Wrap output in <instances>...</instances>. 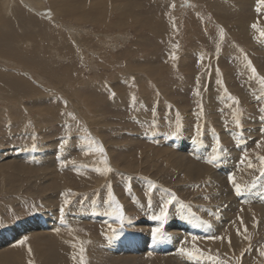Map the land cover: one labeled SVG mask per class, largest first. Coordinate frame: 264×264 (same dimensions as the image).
Instances as JSON below:
<instances>
[{"label": "rangeland", "instance_id": "374dc122", "mask_svg": "<svg viewBox=\"0 0 264 264\" xmlns=\"http://www.w3.org/2000/svg\"><path fill=\"white\" fill-rule=\"evenodd\" d=\"M38 1L40 4L44 1L41 7L46 4L43 7L45 13H30L37 18L42 16L46 19L41 17V21L37 22L36 26L42 27L43 30L34 29L38 46L29 48L28 51L37 61L47 63L51 68H65L67 65L64 66L62 60L70 59L73 64L72 75L75 76L77 84L81 81L75 85L76 88L83 91L89 79H94L92 84L99 85L97 88H103L101 83H108L109 79H114L117 75L124 76L130 67L145 65L165 67L163 77L173 80L177 86L169 84L168 90H157L162 93L159 95H143L140 86L134 87L135 80L132 78V99L118 102L116 95L113 96L111 91L106 96L112 101V106L109 105L112 108L106 103L101 111H95V119H86L74 113L71 106L61 104L56 96H48L50 93L45 95V90L51 92L56 88L58 93L59 85L51 83L44 76H41L43 82L40 85L44 96L37 98L27 94L18 95L17 99L21 102L16 106L11 104L15 100L9 84L0 83L2 97L12 98L10 102L0 101V112L3 107H15L16 113L23 119L21 122L14 119L15 113L5 121H0V154L14 152L16 155L19 149L26 152L24 160L17 158L19 161L9 165L0 163V236L9 234L25 221L36 219L45 225L46 221L51 219L54 226H47L52 227L55 233L45 236L46 239L43 240L68 245L72 242L74 246H80L82 252L79 251V254L83 253L82 264H92L89 259L94 256V248L97 249V255L103 254L104 251H116L115 254H118L129 248H139L136 247V241L144 237L146 244L143 245L146 246L143 255L150 252V239H154L162 240V244L166 243L164 245L177 246L178 249L173 253L183 256L188 262L243 264L249 261L247 264H263L264 256L260 253L264 251V211L251 208L248 218L241 216L242 222L238 225L232 220L226 221L224 212L219 207L221 202L217 203L219 194L212 190L214 184L210 177L214 172L223 174L226 170L231 174L228 170L229 163L235 165V169L248 170L250 176L247 175L245 185L250 189V200L264 205V177L260 176L264 164L258 159L264 157V83H261L264 79V75H261L264 73V55H252L246 49L245 41L233 34V29L238 24L252 28V19L261 17L264 9H259L258 2V5L251 2L243 4L241 11L238 9L240 0H236L238 3L234 1L236 4H233L236 9L231 7L229 14L223 15L220 6L227 10L232 0H108V3L107 0H97V7L111 11L107 16L108 24H125L122 29L117 27L108 31L90 20L96 0H66L69 9L63 8L65 11L73 9V18L64 15L60 17L59 5L56 6L55 15L49 0ZM101 2L103 5H99ZM162 6L164 10L162 9L158 16L166 22L167 28L161 30L163 33L157 40L161 44H170L169 51L161 52L162 56L166 54L168 58L161 56L156 58L157 61L155 58L143 59L145 53L154 49L151 46L156 42L149 38L147 27L144 28L143 24L145 25V20L153 14L156 16L153 13L155 8ZM238 15L241 20H238ZM53 16L62 21H53ZM188 19H193L194 22L196 20L199 29L209 33L206 42L192 40L193 35L185 30L184 25ZM220 19L228 22L227 25H222ZM123 20H131L133 23L126 25ZM60 23L80 29L76 32L81 41V51L69 42L71 39L58 25ZM155 25H158L157 20ZM211 29L215 33H210ZM221 29L224 32L223 39ZM88 30H91L93 35H87ZM212 34L215 37H211ZM118 36L127 37V44L119 42ZM262 38L264 41V37ZM196 42L200 43L198 48L190 45ZM142 44H149L150 47L141 46ZM106 45L110 47L106 48ZM74 49L77 50L74 52ZM127 50L133 55L131 59L122 56ZM189 50L197 54L190 58L191 62L189 60L185 70L180 66V62L185 59L183 57ZM75 54L82 56V59L78 60L79 63ZM92 55L95 60L91 66L88 59ZM114 57L121 63L117 64L113 60L109 63L110 67H102L103 60L108 62L109 58ZM253 58L257 59L256 64ZM141 59L147 60L145 62L148 63L140 62ZM54 60H61L60 64L56 66ZM247 60L255 67V76L251 69L247 68ZM8 61L0 57V63ZM8 63L6 65H9ZM96 66L98 70L95 72L93 68ZM8 67L13 68L10 65L2 69L11 72L13 69ZM20 73L31 79L37 75H30L24 70ZM114 73L119 74L113 75ZM226 78H232L231 85L226 84ZM236 91L246 94L245 102ZM213 95H216L217 102L209 99ZM51 113L56 116L48 118ZM88 124H92L101 135L109 154L108 158L104 156L105 153L97 156L93 140H89L87 133L80 132V129H85ZM102 136L105 137V142ZM184 140H189L199 149L198 153H193V160L206 166L207 172L199 180H192L184 175L181 169L175 167L172 158H169L168 150L173 146L171 151L178 152L183 147L181 142ZM57 141L60 142L57 144ZM53 142L57 144L54 147L57 151L54 150L55 156L53 155L56 163L34 161L43 153L44 148ZM67 142L72 150L66 151V145L63 144ZM43 143L45 144L42 146ZM251 143H254L253 146ZM76 146L79 147L73 149ZM209 160H212V163H209ZM249 163L252 167H249ZM229 187L233 196L240 198V195L235 193L234 185ZM173 195L176 200L169 206L167 219L163 222L153 219ZM125 198L128 200V208H124ZM121 213L123 223L117 219ZM141 221L148 223L144 231L139 228ZM231 224L241 229V240L236 248H232V242L229 243L227 236L222 235L223 239L219 240V244L226 246L225 251L220 250L221 248L215 249L212 245L208 247L200 241L205 239L202 237L203 231H210L211 235L216 226L224 225L225 228ZM171 225L185 229L177 230L171 228ZM157 227L161 229V234L154 238L152 232ZM23 238L26 241L22 242L23 239L18 244L25 243L26 246L34 240L32 235ZM235 251L241 255H228ZM25 252L23 264H42L40 257L38 259L31 250ZM188 253H192V256ZM18 264L22 262L19 261ZM143 264H150V261Z\"/></svg>", "mask_w": 264, "mask_h": 264}, {"label": "bare ground", "instance_id": "6f19581e", "mask_svg": "<svg viewBox=\"0 0 264 264\" xmlns=\"http://www.w3.org/2000/svg\"><path fill=\"white\" fill-rule=\"evenodd\" d=\"M98 1H100V0H98ZM114 1L119 2L121 0H114ZM232 1L228 4L227 10H225V8L223 6H220V7H222L221 12L223 15H228L230 12V8L233 7V4H236V3H234V1L237 2L236 0H232ZM18 2H20L21 4H19ZM251 2L254 5H258V4H256V2H258V0H240L239 1L240 6L238 7V9L241 10L243 8V4H249ZM43 3H44V1H43ZM49 3H50V7L52 8L55 15H57L56 10H55L56 6L59 5L58 9L60 10L59 11L60 17H61V15H64V16H68V17L73 18V16H74L73 9H71L69 11L64 10V8L69 9L67 4H66L67 3L66 0H64V1L63 0H49ZM107 3H108V0H107ZM42 4H40L38 0H0V57L5 58L9 61H12V63H13L12 64L9 61H8L9 63L7 62L9 65H6L7 63H4V64L0 63V83L6 82L9 84V88L11 89L10 91H12L11 95L14 94L13 99L15 100V102H11V104H14L15 106L19 105V102H21V100H18L17 97H18V95H21V94L33 95L34 97L36 96L37 98H38V96L43 97L44 94L41 93L40 88H42V87L40 85L43 82V79L41 78V76H44L51 83L59 85L58 86L59 87L58 93L55 91L57 89L56 88L55 90L53 89L51 92H49L48 90H45V95H48L50 93V95H48V96H56L58 98V100L61 101V104H64V105L66 104V105L71 106L74 113L80 114L86 119L89 117L95 119V117H96L95 111H98V112L101 111V109L104 106H106V103L108 106L109 105L112 106V101L110 99H108V97L106 96L111 91L113 93H115L116 99L118 102H124L125 99H129V100L132 99V96H131V95H133L132 91H131V84H132L131 79L132 78H134V80H135L134 81L135 82L134 87L136 88V87L140 86L141 91L143 92V95H150V96L159 95L162 93H159L161 91H157V90H168L167 85H169V84H173L172 86L176 85L175 84L176 82H174L173 80H170V79L163 77V72L165 71V67H156V66L149 67V66L145 65V66H139L137 68L130 67L126 71L125 75L121 76L122 78L120 77V75H117L119 73H114L113 75H117V77H115L114 79L113 78L109 79V82H110V83L108 82L109 84L107 83V81L103 82V84L101 83V86L103 88H97V87H99V85L95 86L94 84H92L94 82V79H89L88 81H86V88H89L90 90H86V88H85L83 91H81L79 88H76L75 85L77 84V82H76L75 76L72 75V69L71 68H72L73 64H72L70 59L65 58L62 60L63 65L64 66L67 65V67H65V68H61V69L56 68V67L51 68L47 63L37 61L35 56L31 52L28 51L29 48L38 46V43L35 40L36 34H35L34 29L39 28L41 31L43 30L42 27L36 26L37 22L41 21L40 19L42 16L37 18L34 15H32L30 13V11L35 12L37 15H40V11H43L45 13V10H43L44 9L43 7H45L44 5H46V4H44L43 7H41ZM185 4L186 3H184V5ZM97 5H98V2L96 0L94 2L93 12L91 13V18H90L92 23H98V24H100L101 27L106 28L108 31L113 30L117 27H120V29H122L125 26V24H119V25L108 24L107 23V19H108L107 16L110 14L111 11H108V9H100L99 7H97ZM99 5H103V2L99 3ZM222 5H224V4H222ZM176 6H177V4H176ZM182 7H181V9H182ZM233 8L236 9L235 6ZM162 9H163V6L155 8L154 9L155 11H153V13H155L156 16L153 14L152 17L145 20V22H146L145 25L143 24L144 28H145V26L147 27L146 32H148L149 38L156 41L154 44L152 43L153 45L150 43L152 45L151 47H153L154 49L151 50L150 53H148V52L145 53L143 59L148 60V58H150V59L155 58V60H156V58L162 56L161 52L167 51L169 49L168 45H170V44H166V43L161 44L157 40V38H159L163 33L161 30H165V28H167L165 26L166 22L164 20L160 19L158 16V15H160L159 12H161ZM238 9L236 11H238ZM259 9H264V6L259 5ZM263 13H264V10H263ZM95 14H97V16ZM260 16L261 17L257 16L256 20L252 19V25L255 24L257 26L256 29H253V27L249 28L248 25H247L248 27L245 28L244 25H242V24H238L233 29V34L235 36L237 34L239 38H241L242 40L245 41V44L247 46L246 49L249 50L252 55H255V54L264 55V41H262L263 38L260 35V32L264 31V14L260 15ZM42 18H45V17H42ZM167 18H168V16H167ZM237 18H238V20H241L240 19L241 17L239 15ZM52 20L59 23L60 22L59 20H61V19L58 20V18L53 16ZM155 20L158 21L157 26L155 25ZM238 20H236V21H238ZM242 20H244V18ZM220 21L222 22V25L223 24L227 25V23H228V22H224L223 19H220ZM122 22L127 23L126 25H132V23H133V21H131V20H129V21L123 20ZM238 22L240 23V21H238ZM195 23H197V24H195ZM58 25L68 33V35L71 39L69 42L73 45V47H76L77 49H79V51H81L82 47L80 49V46H79V43L81 41H79V38H78V35L76 32V30L79 32L80 29H75V28L71 27L70 25H64L63 23H60ZM184 25H185V30L190 31V33L193 35L192 40H195V41L198 40V41L203 43V42H206L207 39L209 38V36L207 35L209 33H207L206 31L203 32L202 30H200L199 29L200 26H198V22L196 20H195V22L193 21V19L192 20L191 19L185 20ZM212 31L214 32V30L211 29L210 33ZM226 31L227 30H225V32ZM86 32H87V35L88 34L93 35L91 30H88ZM83 33H85V31H83ZM101 35H103V34H101ZM212 36L215 37V35H213V34L211 35V37ZM118 38H119V42L121 41V43L124 45L127 44L126 43V40L128 39L127 37L123 38L122 36H118ZM236 39H238V38H236ZM199 44H200L199 42L190 43V45L194 48H198L200 46ZM148 45H145V46H148ZM188 45H189V43H188ZM141 46H144V45L142 44ZM105 47L109 48L110 46L106 45ZM149 47L150 46H148V48ZM231 49H232V47H231ZM76 50L74 49V52ZM146 50H147V48H146ZM82 51H86V50H82ZM196 54H197V52H190V50H189L188 54H185V57H183L185 59L180 62V66H182V68L186 70L187 69L186 66H188L186 64L189 62L190 58L195 56ZM200 54H201V52L199 53V55ZM95 55H97V54H95ZM75 56H76V61L79 63L78 60L82 59L81 58L82 56L79 54H75ZM93 56L94 55H92L88 59V61H90L91 66L94 64V60H95V57H93ZM107 56H109V55H107ZM122 56L124 58L131 59L133 55L130 52V50H127V51L123 52ZM165 56H166V54H165ZM165 56H162V58ZM115 57L112 59L109 58L108 62L107 61L105 62V60H103V63L105 62V65L102 63V67H106V68L110 67L109 63L113 62V60L117 64L118 63L120 64L121 62L117 61V59H115ZM105 58L106 57H104V59ZM258 59H259V56H258ZM147 60L141 59L140 62L144 63ZM160 60H162V59H160ZM181 60H182V58H181ZM233 60H234V58H233ZM252 60L255 63L257 59L255 60L253 58ZM60 61L54 60V64L57 66L60 64ZM190 62H191V60H190ZM145 63H148V62H145ZM259 64H260V62H259ZM10 65L13 66V68L8 67L10 69H13L11 72L7 71L6 69H2L3 67H5V66L7 67ZM114 65H116V64H114ZM124 65H123V67H124ZM234 66H236V65H234ZM15 67H18L21 70H24L25 73L27 71L28 74L30 73V75H34V73H36L38 76L37 75L34 76L35 79L33 78V76H31L33 79L27 78L20 73L21 70H19L18 68H15ZM247 68H248V66H247ZM15 69H17V71L18 70L19 71L17 72ZM188 69H189V67H188ZM93 70L96 72L98 70V66L94 67ZM219 70H221V68ZM195 71H196V67H195ZM176 75H177V73H176ZM247 75H248V73H247ZM261 75H264V73ZM177 76L179 77V75H177ZM169 77H170V75H169ZM160 78H162V80H160ZM231 79L232 78H226V80H227L226 84L227 85H229V84L231 85V82H232ZM102 80H105V79H102ZM80 83H81V81L78 84H80ZM243 83H245V82H243ZM223 84H225V83H223ZM214 85H216V84H214ZM236 92H238V91H236ZM2 93H3V91L1 90V87H0V101L6 100L7 102H10L12 100V98L8 99V98L2 97L3 96ZM90 93H94V95L90 94ZM237 95H239V97L242 99L243 102L246 101V96H245L246 94L244 95L241 92L240 93L238 92ZM231 96H230V98H231ZM209 99L213 102H217L216 95L210 96ZM111 106H109V107L112 108ZM15 113H16L15 107H12V109L10 107H3L1 112H0V121L1 122L5 121L9 117H12L13 115H15ZM54 116H56V115L54 113H51V116H49L48 118H52ZM14 119H16L19 122L23 121V119L19 113H16V115L14 116ZM80 130H81L80 131L81 133L85 132L89 135V137H90L89 140H91V139L93 140V144H94L93 146H95V148L97 149V151H96L97 156L100 157L101 153L102 154L105 153L104 156L106 158L109 157V154L106 151V148H105V146L101 140V135L94 128V126H92V124H88V126H86L85 129H83V127H82ZM84 130H86V131H84ZM102 138L104 139V142H105V137L102 136ZM60 141L62 142V140H60ZM60 141H57V144ZM186 141H188V142H186ZM78 142H82V141H78ZM181 143H182L183 147H181L178 152H175L174 150L171 151V148L173 146L170 148V150H168L169 151V158H172V162L174 163L175 167L178 170L181 169L184 175L191 178L192 180H196V178H197V180H199L200 177L207 172L206 166H204L203 164H200L197 161L193 160V157H194L193 153H195L196 151L198 153L199 149H196L195 145H192V143L189 142V140H184ZM44 144L45 143H43L42 146ZM57 144H55V142H53L49 146H46V148H44V151L40 156L36 155L37 158L35 157L36 159L34 158L35 159L34 161H42V162H45L46 164L53 163V162L56 163L54 161L53 155L55 154L54 150H56V148H54V147H56ZM253 144L254 143H251V146H253ZM63 145H66V151L71 149L69 147L68 142L66 144H63ZM77 147H79V146L73 147V149H77ZM101 147L103 148L102 152L100 151ZM174 147H176V144L174 145ZM168 149H169V147H168ZM244 150H245V148H244ZM0 151H1V149H0ZM17 152L18 153H16V155L14 154V152H6L5 154H0V163L5 162V164L9 165V164L15 163L16 161H19L17 158H21L22 160H24L26 152H23V149L22 150L19 149V150H17ZM30 156H31V154H30ZM30 156L28 155V157H30ZM31 157H33V156H31ZM27 159H29V158H27ZM231 164L229 163L230 167L228 168V170L231 171V174H229L230 172H228L227 170L223 171L222 172L223 174H220L221 172L220 173L214 172L211 175L210 179L212 180V184H214V185H212V190H214L216 193L219 194L218 199H217V203L221 202L219 207H221V211L224 212L223 217L226 219V221L232 220V221H234L235 225H238L242 221L241 216L245 215L248 218V216H249L248 213H249V210L251 208H256V209H260V210L264 211V205L260 204V203L251 202V200H250L251 199L249 196V190L250 189L248 187H246L247 175L249 177L250 172L248 170L246 171L243 169L242 170L241 169H235V165L233 166ZM230 178H234L236 181V184L241 187L240 198H235L233 196V194L230 190V187H229V185H233L231 182H229ZM127 201L128 200L125 198V202L123 203V204H125L124 208L129 207V205H127V203H128ZM48 217H50V216H48ZM51 222H53V221L51 219H48L44 225V222L39 223L38 220H36V219L32 220V221L28 220V221H25V222L17 225V227H15L9 234L5 233L6 235L0 236V264H18L19 261H21L23 264L22 260L25 258L24 257L26 255L25 251H28V250H31V252L36 257H38V259L40 257L41 260H39V261H41L42 264H82L83 260H82L81 254H83V253L79 254V251H81L80 246H74L72 242L70 245H68L66 243L57 244V243H52V242H48V241L43 240V238L46 239L45 236H50V235L55 233V232H53L54 229L52 227L47 226V224H50V226L51 225L54 226V224ZM43 225L45 227H43ZM233 225L231 224L229 227L225 226V228H224V225L216 226L215 231L211 235H210V231H203L202 237L205 239H200V241L202 243H204L205 245H207L208 247L212 245V247L215 249L221 248L220 250L225 251L226 246L219 244L220 239H215V240L213 239V237H221V235H222L223 237L227 236V238L232 242V248H236L237 245H239V242L241 240V229L239 227L233 226ZM146 227H148V223L141 221L139 224V228L142 229V231H144V228H146ZM171 228H175L177 230L178 229H182V230L185 229L184 227H181V226L177 227L175 225H171ZM113 229H115V227ZM139 232H140V230H139ZM30 235L34 236L33 242H31L30 244H26V246H25V243L23 245L18 244L23 239L24 240L22 242L26 241L25 238H23V237H28ZM208 237H209V239H206ZM141 239H137V241H136L137 242L136 247H139V248H137V249L136 248H129L126 251H122L118 254H115L116 251H114V252L110 251V253L109 252L106 253L104 251L103 254L97 255V249L94 248V250H93L94 256L91 257L89 260L91 261L92 264H143L145 261H148V260L150 261V264H198L199 263V261H197L198 263L197 262H191V261L188 262L187 260L182 258L183 256H179L178 254H175V252L173 253V251L178 249V247L173 246L172 244L164 245L166 243L162 244V242H161L162 240L160 241V240L150 239V244L148 246L150 252H148L147 255H143V251H144V248L146 246L143 244H146V240H145V237L141 238ZM89 241L91 242V240H89ZM210 241H216V242L211 243ZM14 245H16V246H14ZM118 245L114 248V250L117 249ZM26 249H28V250H26ZM118 251H120V250L118 249ZM216 252H217V250H216ZM32 253H30V254H32ZM228 255H231L234 257H239L241 254L238 251H235V252L228 254ZM106 256H107V258L105 259L104 257H106ZM193 257H194V255H193ZM27 261L28 260H26V262ZM37 263H39V262H37ZM247 263H249V261L243 262V264H247ZM207 264H208V262H207Z\"/></svg>", "mask_w": 264, "mask_h": 264}, {"label": "snow or ice", "instance_id": "6c2138e0", "mask_svg": "<svg viewBox=\"0 0 264 264\" xmlns=\"http://www.w3.org/2000/svg\"><path fill=\"white\" fill-rule=\"evenodd\" d=\"M258 4H259L260 6H264V0H258ZM258 10H259V9H258ZM252 27H253V29H256V28H257V26H256L255 24H253ZM260 35H261L262 37H264V31H261V32H260ZM223 36H224V32H223V29H221V39H223ZM173 58H175V57H173ZM248 67L251 69V72H252L253 75L255 76V75H256V69H255L254 66H252L251 61H248ZM219 82H220V81H218V83H219ZM261 83H264V79L261 80ZM112 95L115 96V93H112ZM133 99H134V98H133ZM235 102L238 103V101H235ZM100 151H101V152L103 151V148H102V147L100 148ZM214 159H215V157H214ZM258 159L261 161L262 164H264V157H259ZM208 162H209V163H212V160H209ZM249 167H252L251 163H249ZM97 171H99V169H97ZM260 176H261V177H264V170H262V171L260 172ZM230 182L234 185V188H235V192H236V194H237V195H240V194H241V187H240L239 185L236 184L235 179H234V178H230ZM152 187H154V186H152ZM110 195H111V193H110ZM113 199H114V197H113ZM175 200H176V197L173 195L171 199L167 200V201L164 203L163 207H162L161 210H160L159 215H157V216H153V219L158 220V221H161V222L165 221V220L167 219V217H168L169 206L172 205V204H174V203H175ZM117 219H119L120 222L123 223V215H122V213H121V215L117 216ZM241 222H242V221H241ZM246 230H247V229H245V231H246ZM158 234H161V229H160L159 227L154 228V229H153V232H152L153 237H154V238L157 237ZM193 239L195 240V237H193ZM213 239H223V237H213ZM229 243H230V240H229ZM181 251H183V249H182ZM188 255H189V256H192V253H188ZM260 255H261V256H264V251H262V252L260 253ZM221 264H223V262H221Z\"/></svg>", "mask_w": 264, "mask_h": 264}]
</instances>
